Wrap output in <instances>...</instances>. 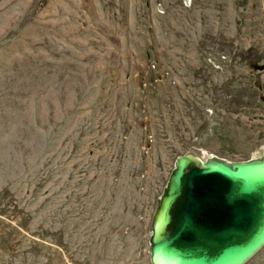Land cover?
<instances>
[{"label": "rangeland", "instance_id": "obj_1", "mask_svg": "<svg viewBox=\"0 0 264 264\" xmlns=\"http://www.w3.org/2000/svg\"><path fill=\"white\" fill-rule=\"evenodd\" d=\"M252 64L264 0H0V264H149L174 159L264 145Z\"/></svg>", "mask_w": 264, "mask_h": 264}, {"label": "water", "instance_id": "obj_2", "mask_svg": "<svg viewBox=\"0 0 264 264\" xmlns=\"http://www.w3.org/2000/svg\"><path fill=\"white\" fill-rule=\"evenodd\" d=\"M262 149L240 162L174 159L149 224V264H244L264 246Z\"/></svg>", "mask_w": 264, "mask_h": 264}, {"label": "bare ground", "instance_id": "obj_3", "mask_svg": "<svg viewBox=\"0 0 264 264\" xmlns=\"http://www.w3.org/2000/svg\"><path fill=\"white\" fill-rule=\"evenodd\" d=\"M262 147H264V146H261V147H260V148H261L260 150L256 149V150L253 152V154H252V158H256V157L261 156V153L263 152ZM190 152H191L196 158L201 159V160H204V159H203L204 153H203L201 150L192 149V150H190Z\"/></svg>", "mask_w": 264, "mask_h": 264}, {"label": "built area", "instance_id": "obj_4", "mask_svg": "<svg viewBox=\"0 0 264 264\" xmlns=\"http://www.w3.org/2000/svg\"><path fill=\"white\" fill-rule=\"evenodd\" d=\"M152 67V66H151Z\"/></svg>", "mask_w": 264, "mask_h": 264}]
</instances>
